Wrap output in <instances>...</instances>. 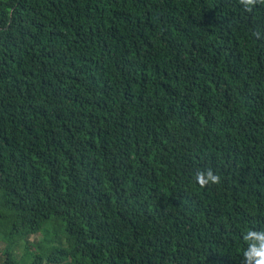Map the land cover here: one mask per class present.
Listing matches in <instances>:
<instances>
[{"label":"trees","instance_id":"1","mask_svg":"<svg viewBox=\"0 0 264 264\" xmlns=\"http://www.w3.org/2000/svg\"><path fill=\"white\" fill-rule=\"evenodd\" d=\"M250 228L264 5L0 0V264H243Z\"/></svg>","mask_w":264,"mask_h":264},{"label":"clouds","instance_id":"2","mask_svg":"<svg viewBox=\"0 0 264 264\" xmlns=\"http://www.w3.org/2000/svg\"><path fill=\"white\" fill-rule=\"evenodd\" d=\"M244 10L251 13L255 7L264 5V0H239ZM253 36L259 38L258 33ZM194 180L199 186L206 187L209 184H219L221 177L212 168L198 170L194 175ZM242 240L246 247L242 252L243 264H264V229L246 230L242 235Z\"/></svg>","mask_w":264,"mask_h":264},{"label":"rangeland","instance_id":"3","mask_svg":"<svg viewBox=\"0 0 264 264\" xmlns=\"http://www.w3.org/2000/svg\"><path fill=\"white\" fill-rule=\"evenodd\" d=\"M32 240H37V239H39L38 237H33V238H31ZM1 242V241H0ZM2 247H3V244H2V242L0 243V251H1V249H2Z\"/></svg>","mask_w":264,"mask_h":264}]
</instances>
